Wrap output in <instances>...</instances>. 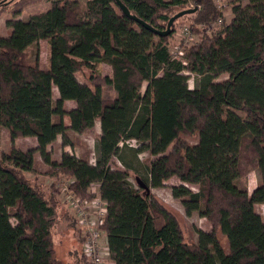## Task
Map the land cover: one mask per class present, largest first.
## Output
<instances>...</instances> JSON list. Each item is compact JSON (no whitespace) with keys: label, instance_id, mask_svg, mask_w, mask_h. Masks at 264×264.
Wrapping results in <instances>:
<instances>
[{"label":"trees","instance_id":"1","mask_svg":"<svg viewBox=\"0 0 264 264\" xmlns=\"http://www.w3.org/2000/svg\"><path fill=\"white\" fill-rule=\"evenodd\" d=\"M44 1L46 11L15 19ZM187 2L88 0L83 7L76 0H0V16L13 18L6 22L9 36L0 37V127L11 140L36 141L0 158V264H62L53 243L60 199L24 175L35 172L36 152L50 167L46 175L67 179L74 196L105 202L101 230L114 264H264V221L255 210L264 204V0H233L230 21L212 35L196 27L221 20V11L213 0H193L194 12L182 17L192 14L190 30L201 35L177 60L168 50L173 25L161 37L131 17L164 30L175 9L189 10ZM39 41L48 44L45 68L38 63ZM83 69L91 75L79 82ZM187 73L196 78L193 88ZM220 76L226 78L217 81ZM66 101L75 107L65 110ZM95 122L101 133L93 164L68 152L50 158L47 148L58 137L71 146L67 132L90 131ZM145 152L139 175L135 165ZM243 168L259 173L251 193L220 180L233 170L244 176ZM174 177L180 184L170 192L185 214L197 213L212 226L198 230L195 242L183 240L173 219L158 225L143 195ZM76 232V262L87 264Z\"/></svg>","mask_w":264,"mask_h":264},{"label":"rangeland","instance_id":"2","mask_svg":"<svg viewBox=\"0 0 264 264\" xmlns=\"http://www.w3.org/2000/svg\"><path fill=\"white\" fill-rule=\"evenodd\" d=\"M81 6H85L88 0H76ZM214 4L222 13V21L214 22L206 25L205 27L201 25H197V29L200 32H203L204 29L207 34H214L217 31H220L224 24H227L231 17L232 12L231 8L233 5V0H213ZM245 3V2H242ZM187 9H193L195 4L193 0H188ZM49 8L48 2H38L33 3L25 7L15 19L26 21L31 15L36 13H41L46 11ZM185 10V9H183ZM182 9H175L172 12V16L181 12ZM171 16V17H172ZM13 19L11 14L5 13L0 16V37H8L10 34V28L7 27L6 22L8 20ZM192 14L186 15L185 17H180L175 20L173 24L174 32L170 35L168 39V50L170 54L177 60L181 59V51L183 48H187L192 44L198 42L201 33L196 34L190 30ZM184 28H187L188 35L184 31ZM30 60L34 59V50L35 48H29ZM37 56L38 63L41 68H45L47 66L48 61V44L46 41H39L37 44ZM101 73L104 75L110 74V68L106 65L101 66ZM189 74V73H187ZM91 73L89 70L83 69L82 72L77 73V79L80 82H85L90 77ZM190 79L188 81L189 87L193 88L195 84V77L192 74H189ZM226 76H220L217 81H221L225 79ZM146 84L143 85L142 92L144 91ZM58 97L57 89L53 88V98L56 99ZM75 107L74 102H65L64 109L70 110ZM242 115L241 113H239ZM243 116V115H242ZM64 123L70 124L67 116L64 117ZM95 128L90 131L77 134L73 132H67L68 140L71 146L63 147L61 144V138L58 139L48 146L47 150L50 152V158L53 160H59L61 154L63 152H68L69 154H73L76 157L88 160L90 164H93L95 161V145H96V135L95 132L98 129L99 123L95 122ZM129 144L133 147L136 146L135 142H129ZM36 145V141L34 138H19L15 140H11L9 137V133L6 129L0 127V158L7 154L12 148L27 150L34 148ZM148 157L147 152L139 155L140 165L136 164L135 168L139 171V175L144 174L145 169L142 165V161ZM116 162V161H115ZM33 167L35 168L34 173H24V175L30 179H36L37 182L42 183L46 190H54L57 195L60 194V204L61 207L54 219L55 224L53 227V243H54V252L55 257L61 261L62 264H82L77 263L76 258L80 251V245L78 242V236L76 232V227H74L73 223L71 224V220L65 218V213H70L69 204L66 203L67 193L64 190L67 187V179L64 177L56 178L57 181L55 183H50V179L46 175L49 171V166H47L43 159L36 152L33 155ZM116 167L123 169V167L116 162ZM244 171L247 168H243ZM136 174L134 172H129V182L134 186L138 187V180ZM63 179V180H62ZM220 180H227L235 183L238 187L247 188L248 192L251 193L253 189L257 186L259 182V173L256 169H248L244 176H239L236 171H231L228 174L222 176ZM59 184V191L55 188V185ZM180 182L177 178H171L165 182L163 187L156 189H144L143 195L149 198L151 203L153 213L155 217H157V224L160 225L163 221L173 219L180 229L182 238L184 241H197V231L209 230L212 226L205 219L199 217L197 213H193L190 216L185 214V210L181 204L179 199L172 197L170 188L172 186L179 185ZM193 192L197 191L196 187L187 186ZM96 185L92 187V191H96ZM91 191V189H90ZM256 212L261 216L264 221V204H256L255 205ZM70 215V214H69ZM13 222V221H12ZM218 237L224 244V250H228L227 242L224 237L218 233ZM103 245L105 247L106 239L105 235L102 237ZM108 255V254H107ZM107 262L111 261L108 255Z\"/></svg>","mask_w":264,"mask_h":264},{"label":"built area","instance_id":"3","mask_svg":"<svg viewBox=\"0 0 264 264\" xmlns=\"http://www.w3.org/2000/svg\"><path fill=\"white\" fill-rule=\"evenodd\" d=\"M216 22L219 23L221 20ZM184 31L189 34L187 28H184ZM64 190L67 193L66 203L69 204L70 215L76 220V229L82 239V249L87 264H106L109 254L106 243L105 247L103 245L104 232L101 230L106 216L105 202L99 197L92 200L81 199L74 196L67 187ZM107 264L114 262L111 260Z\"/></svg>","mask_w":264,"mask_h":264},{"label":"water","instance_id":"4","mask_svg":"<svg viewBox=\"0 0 264 264\" xmlns=\"http://www.w3.org/2000/svg\"><path fill=\"white\" fill-rule=\"evenodd\" d=\"M120 4V3H119ZM120 8L126 13L128 14V12L126 11V8L120 4ZM194 9H189V10H184L181 12H178L177 14H175L174 16H172L165 29L164 30H157L155 28L149 27L147 24H145L143 21L139 20L138 18L135 17H131L132 19H134L136 22H138L140 25H142L144 28L149 29L151 32H153L154 34L161 36V37H167L170 35V30H171V26L173 25V23L175 22V20H177L178 18L184 16L185 14H189V13H193Z\"/></svg>","mask_w":264,"mask_h":264},{"label":"crops","instance_id":"5","mask_svg":"<svg viewBox=\"0 0 264 264\" xmlns=\"http://www.w3.org/2000/svg\"><path fill=\"white\" fill-rule=\"evenodd\" d=\"M66 102H69V101H66ZM67 127L69 126L68 124H65ZM93 128H95V125H94V127ZM100 133H101V131H100V126H98V129L96 130V132H95V135L96 136H99L100 135ZM97 138V137H96ZM58 139V138H57ZM36 146V145H35ZM35 169V168H34ZM48 178L50 179V183H55V181H57L56 180V177H50V176H48ZM63 180V179H62ZM165 184V183H164ZM59 184H57V182H56V185H55V188L56 189H58V191L60 190L59 188ZM59 199H60V194L59 195H56ZM61 202V201H60Z\"/></svg>","mask_w":264,"mask_h":264}]
</instances>
